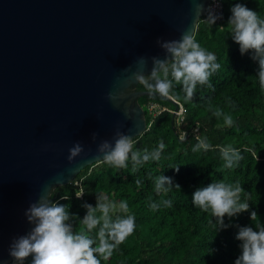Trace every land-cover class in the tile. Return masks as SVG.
<instances>
[{
    "label": "water",
    "instance_id": "1",
    "mask_svg": "<svg viewBox=\"0 0 264 264\" xmlns=\"http://www.w3.org/2000/svg\"><path fill=\"white\" fill-rule=\"evenodd\" d=\"M209 2L0 0V264L13 262L12 239L33 227L24 215L32 202L102 162L98 145L117 131L144 135L138 100L149 94L130 81L137 60L148 59L149 75L151 58L165 57L157 41L194 31L197 4ZM162 98L175 120L180 104ZM77 142L84 151L70 163Z\"/></svg>",
    "mask_w": 264,
    "mask_h": 264
},
{
    "label": "trees",
    "instance_id": "2",
    "mask_svg": "<svg viewBox=\"0 0 264 264\" xmlns=\"http://www.w3.org/2000/svg\"><path fill=\"white\" fill-rule=\"evenodd\" d=\"M221 1L220 22L210 24L204 16L195 34L196 42L215 54L220 69L210 77L209 84L197 85L191 101L184 99L182 85L173 81L169 96L184 107L183 121L173 120L176 107L162 97L143 96L138 100L145 112L147 130L134 140L133 150L152 152L163 141L161 159L140 165L135 172L130 158L125 168L102 161L86 167L71 184L52 193L54 201L66 205L79 219L87 212L82 205L95 206L99 194L117 204L128 203L129 212L135 216L134 234L101 264H235L241 252V242L236 239L239 228H255L257 222L264 225V88L256 75L259 65L252 59L253 53L241 55L228 28L235 3H244L264 18V0ZM136 90L147 91L143 84H138ZM216 109L231 115V127L225 125L223 116L213 115ZM198 136L206 138L212 145L210 150H192ZM228 145L243 156L232 169L223 167L219 151ZM160 175L173 178L180 189L157 194L154 178ZM221 180L233 184L239 181L245 188L242 201L247 197L251 207L237 217H225V224L231 226L219 231L215 218L193 205L191 196L197 188ZM80 191L85 195L77 198L75 194ZM62 196L68 199L61 200ZM163 199L171 200L172 206L153 211L151 203ZM251 211L257 212L256 221L251 220ZM79 219L73 221L76 231L82 227ZM91 235L95 237V230ZM25 264H31V257Z\"/></svg>",
    "mask_w": 264,
    "mask_h": 264
},
{
    "label": "clouds",
    "instance_id": "3",
    "mask_svg": "<svg viewBox=\"0 0 264 264\" xmlns=\"http://www.w3.org/2000/svg\"><path fill=\"white\" fill-rule=\"evenodd\" d=\"M195 11L199 17L195 23V29L201 20V14L205 11H207L205 20L210 24L214 25L220 18L212 8L206 10L203 3H198ZM231 13L228 21L231 38L239 45L241 55L250 51L253 53L252 59L259 65L256 75L261 88H264V18L244 3H235L231 7ZM195 29L193 31L189 27L181 34L179 40H158L157 44L164 50L165 57L151 58L152 67L149 75L144 74L148 59L140 57L137 60V70L132 74L130 81L134 79L137 83L143 84L149 96L161 97L170 95L174 81L182 85L184 99L191 101L197 85L209 84L210 77L221 67L216 62L215 54L196 42ZM120 98L122 96L108 94L109 100L116 101ZM213 115L217 118L223 116L224 123L228 127L234 123L231 115L224 114L220 109H216ZM97 136V133H93L92 140L95 141ZM196 139L198 143L192 149L194 152L211 149L212 145L206 138L198 136ZM133 144L134 139L130 135L117 131L114 143L104 140L98 145L97 161H103L116 168H125L130 158L133 172H135L140 165L149 161H159L165 148L164 142L160 141L156 150L148 152L145 149L141 152L134 151ZM83 151L84 148L77 142L69 149V162L75 161ZM219 151L225 169L238 166L243 159L240 151L231 145L220 147ZM175 170L179 172V167ZM136 183L139 184L140 181L137 180ZM180 187L179 184H174L171 177L160 175L154 178V191L157 194L167 193L172 188L180 189ZM52 192L49 195H41L25 210L27 222L33 227L27 234L12 239L9 256L13 264H25L29 257H31V264H101L102 260L107 261L116 249L134 234L135 216L129 212L126 201L117 204L109 201L102 194L96 195V205L88 203L82 205L87 212L82 219H79L70 213L66 205L54 201ZM243 194H245V188L239 181L233 184L221 180L197 188L191 200L193 205L215 218L220 231L231 226L225 224V217L231 219L250 210L251 205L247 197L242 201ZM75 195L77 198H82L85 192L80 191ZM66 199H68L67 196L61 197V200ZM161 206L171 207L172 202L163 199L150 205L153 211ZM113 216H115L114 219ZM257 217V212L251 211V220L256 221ZM74 219H79L82 225L78 231L74 230ZM94 230L95 237L91 235ZM236 239L241 242L239 245L241 252L235 264H264V225L257 222L255 228L240 227Z\"/></svg>",
    "mask_w": 264,
    "mask_h": 264
},
{
    "label": "built area",
    "instance_id": "4",
    "mask_svg": "<svg viewBox=\"0 0 264 264\" xmlns=\"http://www.w3.org/2000/svg\"><path fill=\"white\" fill-rule=\"evenodd\" d=\"M208 8H212L214 10V12L216 13L217 16H219L220 18L217 19L216 23H219L221 18H222V14H223V4L221 0H216V2H214V0H210L209 5L207 7ZM207 16V13H206ZM150 111L153 112L154 108L150 107ZM184 114H185V109L183 106L180 105V110L177 112V118H179V120L182 122L183 118H184Z\"/></svg>",
    "mask_w": 264,
    "mask_h": 264
}]
</instances>
